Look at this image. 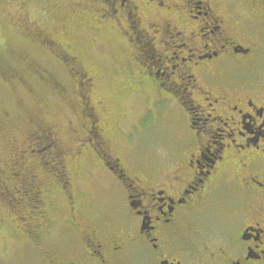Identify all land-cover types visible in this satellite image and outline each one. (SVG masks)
I'll return each mask as SVG.
<instances>
[{
  "label": "flooded vegetation",
  "instance_id": "flooded-vegetation-1",
  "mask_svg": "<svg viewBox=\"0 0 264 264\" xmlns=\"http://www.w3.org/2000/svg\"><path fill=\"white\" fill-rule=\"evenodd\" d=\"M40 7L22 21L61 72L0 54L10 93L48 95L0 109V264H264V0ZM55 106L70 116L37 119Z\"/></svg>",
  "mask_w": 264,
  "mask_h": 264
},
{
  "label": "rangeland",
  "instance_id": "rangeland-1",
  "mask_svg": "<svg viewBox=\"0 0 264 264\" xmlns=\"http://www.w3.org/2000/svg\"><path fill=\"white\" fill-rule=\"evenodd\" d=\"M44 0H0V54L6 52L11 48V51L19 54L20 56L27 57L31 59V61H39L40 59H45L42 62L43 65L47 68H50L54 72H61L60 67H58L51 57L47 54L41 52L40 48L31 40H29V30L26 28V25L23 23L22 20H31L35 19L36 22L32 23V28L36 24H40L41 19H44V16L40 13V4ZM61 2H66V0H61ZM20 3L23 4L24 8H20ZM20 4V5H19ZM39 5V6H38ZM105 45L109 49L113 51L114 54L118 53L117 47L115 46L114 42L104 41ZM77 53L81 54V52L87 53V56L95 53V48L89 43L87 37L76 47ZM47 57V58H46ZM92 60H97L101 65L107 64L110 60V56L108 53L103 54H93ZM15 66L20 70V66L15 61L13 62ZM58 70V71H57ZM64 75L65 74H61ZM28 78L29 75H25ZM59 79H63V76L60 77L59 74L57 75ZM103 82H106L104 78ZM109 80V79H108ZM33 86V91H27V89L22 88L20 85H17L15 91L11 92L9 95V90L7 91L5 87L0 84V109L3 110H10L17 111V100L24 103L25 107L27 108V114L33 113L37 114L39 110L44 106V103L47 101L48 95L47 92L43 91L42 87L35 84L34 81H29ZM101 87L102 84H101ZM109 89L111 91L114 90L112 88V82L109 85ZM20 97V98H19ZM128 109L131 110L129 103H122L121 111ZM132 116H129L130 120L135 121V117L140 112V106L138 104H132ZM131 112V111H130ZM70 116L69 111L67 110H57V106L54 108H49L48 111H44L38 120H45L47 117L48 120L57 122L63 121ZM41 118V119H40ZM18 122L22 124V127L26 125L27 117H21L18 119ZM30 126V125H29ZM24 128V127H23ZM25 129V128H24ZM156 140L150 139L146 137V135H142L140 146L144 148L152 147L155 144ZM143 149V148H142ZM138 150L135 149V152ZM137 153L134 154L136 156ZM14 242V239L11 238V235L8 234L4 229L0 228V246L1 244H11ZM22 242V241H21ZM20 242V243H21ZM12 248H16V246H12Z\"/></svg>",
  "mask_w": 264,
  "mask_h": 264
},
{
  "label": "trees",
  "instance_id": "trees-1",
  "mask_svg": "<svg viewBox=\"0 0 264 264\" xmlns=\"http://www.w3.org/2000/svg\"><path fill=\"white\" fill-rule=\"evenodd\" d=\"M30 40V39H29ZM2 85V84H1ZM3 86V85H2ZM4 87V86H3ZM6 90L8 91V89L6 88ZM10 92V91H9ZM9 95L11 94V93H8ZM5 200H10V202H11V198L10 197H7ZM8 205V207L9 208H11V204L9 203V204H7Z\"/></svg>",
  "mask_w": 264,
  "mask_h": 264
}]
</instances>
